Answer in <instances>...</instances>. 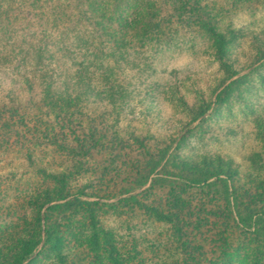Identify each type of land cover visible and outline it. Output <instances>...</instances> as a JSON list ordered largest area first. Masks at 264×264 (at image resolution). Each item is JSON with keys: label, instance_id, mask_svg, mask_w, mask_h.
Returning <instances> with one entry per match:
<instances>
[{"label": "rangeland", "instance_id": "rangeland-1", "mask_svg": "<svg viewBox=\"0 0 264 264\" xmlns=\"http://www.w3.org/2000/svg\"><path fill=\"white\" fill-rule=\"evenodd\" d=\"M199 1L0 0V264H18L44 230L36 220L52 205L30 201L46 186L41 172L69 171L68 193L101 202L98 226L116 235L126 264L180 260L173 228L148 210L176 214L174 197L140 188L152 157L165 154L159 174L218 157L251 186L264 182V0ZM183 191L196 209L200 188ZM86 216L68 220L79 241ZM70 241L73 258L98 264ZM41 249L24 264H59L55 248Z\"/></svg>", "mask_w": 264, "mask_h": 264}, {"label": "trees", "instance_id": "trees-1", "mask_svg": "<svg viewBox=\"0 0 264 264\" xmlns=\"http://www.w3.org/2000/svg\"><path fill=\"white\" fill-rule=\"evenodd\" d=\"M122 1L124 0H120ZM120 2L116 4L119 5ZM196 6H201L199 0H196ZM199 18L206 30L215 32L212 20L208 19L207 14ZM257 63L264 65V55ZM48 75L40 76L42 85L43 82L50 80L49 87L55 85L54 90H57L56 79ZM62 75L59 77L61 78ZM76 80L81 81V78L76 77ZM71 83L68 82L74 89L75 83L73 85ZM57 97V94L47 95L45 91L47 101L53 102ZM79 100L72 90V96L66 100V104L75 107ZM34 109H36L35 106ZM58 109L62 117L67 115L65 109ZM73 124L77 127L74 121ZM72 134L75 135L76 142H80L79 134ZM160 154L163 155H156L157 159L152 157L148 171L145 170V174L141 173L138 178H145L140 188L149 185L144 192L151 193L161 188L169 189V195L174 197L179 207L175 206L174 210L178 213L171 216L161 212V208L148 209L154 214H161L163 217L160 216V218L169 223L174 230L180 260L171 264H264V182H258L256 187L251 186L250 182L243 180L239 168L233 161L218 157L203 158V163L197 162L193 167L190 164H184L186 170L174 168L173 172L159 174L158 170L165 157L164 153ZM68 173L69 171L50 174L41 172L46 186L43 190H37L30 201L37 210L46 205L52 206L47 209L46 214L42 216L39 214L36 221L39 228L44 225V230H38L34 240L26 242L32 245L27 247L29 250L22 253L18 264H24L28 258L36 255L40 247L42 252L49 246L56 249L59 264H81V261L71 256L74 250H70L69 246L72 244L70 240L78 242L79 239L73 234L68 220L83 219L86 215L84 223L90 228L86 230V233H82L83 239L79 241L75 249H79L75 256L82 251L83 254L88 255L93 253L98 264H104L102 263L104 257H107V262L111 264H126L127 257L120 254V244L116 235L98 226L101 202L83 200L91 198L85 190L74 194L68 193L67 190L73 187V178ZM64 183L68 184V189L58 191L57 185ZM183 187L200 188L201 194L196 200V209L192 208L194 201L190 198H186L188 202L184 200ZM135 190L136 188L131 187L124 194H131ZM176 190L181 193H177ZM123 199L121 203L128 204L129 201ZM56 202L59 204L55 205ZM132 210L131 206L130 211ZM182 218L186 220L182 221ZM91 229L92 233L88 234ZM140 254L134 247L128 252V259H136Z\"/></svg>", "mask_w": 264, "mask_h": 264}]
</instances>
